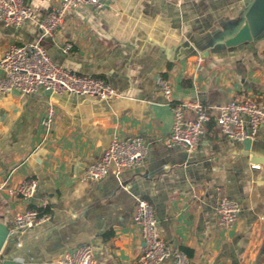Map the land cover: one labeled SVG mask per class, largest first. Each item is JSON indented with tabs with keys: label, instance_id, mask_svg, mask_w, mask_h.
<instances>
[{
	"label": "crops",
	"instance_id": "0c3cea01",
	"mask_svg": "<svg viewBox=\"0 0 264 264\" xmlns=\"http://www.w3.org/2000/svg\"><path fill=\"white\" fill-rule=\"evenodd\" d=\"M25 2L27 22H0V60L13 44L38 43L57 65L108 82L120 97L0 95V229L45 199L50 214L6 239L0 264H55L84 245L97 264H140L139 200L153 206L162 239L189 264H264V124L248 149L213 118L188 154L166 144L174 118L157 85L168 80L174 103L199 101L213 117L232 100L264 103V0H115L103 9L78 7L53 37L39 25L60 0ZM246 23L253 41L227 47ZM50 105L56 119L46 133ZM115 137L141 138L143 163L86 180ZM29 180L38 185L32 200L8 194ZM221 198L241 207L232 229L218 224Z\"/></svg>",
	"mask_w": 264,
	"mask_h": 264
},
{
	"label": "built area",
	"instance_id": "2783aa9c",
	"mask_svg": "<svg viewBox=\"0 0 264 264\" xmlns=\"http://www.w3.org/2000/svg\"><path fill=\"white\" fill-rule=\"evenodd\" d=\"M115 0H60L40 23L39 27L45 36H56L67 15L81 6H92L103 9ZM179 4L181 0H169ZM32 16V8L25 0H0V22L5 26L20 27ZM71 46H67V50ZM0 95L19 92L24 95L36 94L39 91H51L52 95L74 94L108 101L119 98L118 93L108 82L89 76H82L54 63L46 50L38 43L9 46L0 60ZM158 89L171 106L173 128L166 139L169 147H180L192 154L199 141L206 134V126L216 121L221 133L228 139L243 143L254 141L258 129L264 124V103L251 99L246 101L232 100L218 108L213 117L212 111L196 100L174 103L172 86L164 78L158 80ZM56 119V110L50 105L42 119V126L50 132ZM147 156V148L139 137H115L102 155L101 160L91 165L85 179L98 181L107 176L120 175L125 169L139 166ZM259 169V165H254ZM38 192L35 180L24 181L17 187L8 190L11 197L25 201L32 200ZM49 202L45 199L39 209H27L18 214L7 239L16 233L38 227L50 220L46 211ZM241 213L238 202L230 198H221L218 203V224L222 229L236 226ZM139 226L144 243L140 264H162L172 260L173 264H189L183 252H172L161 237V229L153 206L145 200H139L134 217ZM55 264H97L91 246H80L63 254Z\"/></svg>",
	"mask_w": 264,
	"mask_h": 264
},
{
	"label": "water",
	"instance_id": "95a60500",
	"mask_svg": "<svg viewBox=\"0 0 264 264\" xmlns=\"http://www.w3.org/2000/svg\"><path fill=\"white\" fill-rule=\"evenodd\" d=\"M253 41V37L251 35L250 28L248 24L246 23L240 30L239 32L231 39L226 41V46L227 47H235L239 46L245 43H250ZM47 95H52L51 91L46 92ZM251 141H245L243 144L249 149L251 146ZM8 236V229L6 228H1L0 229V253L1 250L6 242Z\"/></svg>",
	"mask_w": 264,
	"mask_h": 264
}]
</instances>
